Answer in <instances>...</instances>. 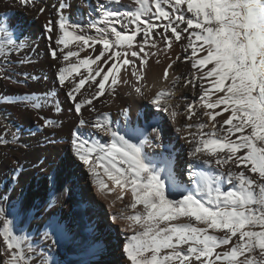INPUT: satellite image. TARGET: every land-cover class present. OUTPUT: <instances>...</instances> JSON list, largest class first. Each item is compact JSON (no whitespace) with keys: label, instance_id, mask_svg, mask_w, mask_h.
<instances>
[{"label":"snow or ice","instance_id":"1","mask_svg":"<svg viewBox=\"0 0 264 264\" xmlns=\"http://www.w3.org/2000/svg\"><path fill=\"white\" fill-rule=\"evenodd\" d=\"M16 2L36 7L35 0ZM121 2L108 0L109 4ZM134 5L129 10L99 5L103 11L88 24L96 33L90 35L65 15L72 5L61 0L53 5L57 21L49 20L44 26L49 41L55 33L57 47L50 48L51 57L66 62L57 78L80 117L79 128L92 130L87 135L73 132V152L87 166L97 194L112 208L118 202L122 205L111 220L122 222L121 231L128 234L123 250L130 264H264V0H134ZM0 36L5 37L0 57L7 58L24 47L12 38L6 24L0 26ZM174 42L186 54L183 58L171 56ZM72 44L76 47L71 48ZM97 45L101 47L95 56H80L89 48L96 52ZM161 57L167 60L158 77L163 87L150 103L173 124L184 115L190 122L176 131L186 132L191 158L216 169L190 167L187 184L177 175L170 157L145 152L146 146L161 147L155 118L145 121L146 127L134 126L130 109L123 108L121 129L120 121H113L108 112L100 113L93 104L106 91L114 95L120 85L130 87L127 95L145 98L156 87L155 81L148 83L149 62L159 65ZM178 62H190L187 77L176 74ZM6 63V59L0 61V80L17 83ZM82 67L86 74H81ZM86 85L89 89L95 85V92L85 94ZM189 85L199 87L200 93L181 112V105L173 99L177 86ZM54 97V93L25 95L22 103L39 113ZM85 108L97 113L94 121L83 117ZM56 111H62L58 104ZM40 118L44 127L56 126V122ZM140 119L143 114L137 113ZM96 133L109 139L95 140ZM138 137L143 138L133 142ZM125 196H130L128 202ZM54 202L53 197L48 206L53 207ZM0 221L4 257L0 264H35L30 258L35 249L27 236L14 231L3 205ZM62 234V225L53 220L46 226L44 239L55 247ZM43 264L56 262L44 259Z\"/></svg>","mask_w":264,"mask_h":264},{"label":"bare ground","instance_id":"2","mask_svg":"<svg viewBox=\"0 0 264 264\" xmlns=\"http://www.w3.org/2000/svg\"><path fill=\"white\" fill-rule=\"evenodd\" d=\"M60 2L61 0H35L36 7L31 8L22 7L16 0H0V26L6 24L12 38L24 45L19 51L11 52L7 58L0 57V61L6 59L5 66L9 69V75L18 81L11 83L0 80V141H8L7 144L0 143V205H3L8 218L13 221L14 231L28 237V242L35 249L30 254L35 264H43L44 259H53L56 264H130L123 250L128 234L121 231L122 222L114 223L111 220V216L122 205L118 202L116 207L112 208L107 200L97 194L87 166L77 158L72 149L71 138L74 131L79 130L87 135L92 130L87 127L79 128L80 117L73 109L67 89L59 84L57 78L58 69L65 66L66 62L54 60L50 54V48L57 47L54 43L55 33L53 40L49 41L44 26L49 20L54 23L57 21V9L53 5ZM67 2L72 7L65 15L69 16L73 23L82 25L90 35L96 33L88 29V24L93 19H99L103 11L99 5L104 4L110 9L120 10H129L135 6L134 0H122L119 5L109 4L108 0ZM40 7L45 9L43 13L38 11ZM117 28L120 30V26ZM4 39L5 37L0 36V43H3ZM140 39L137 37L138 42ZM70 47L75 48L76 44ZM100 47L96 46V52L89 48L81 52L80 56H95ZM64 51L67 52L68 49ZM170 54L173 58L178 54L181 58L186 55L175 42ZM161 60L159 65L153 61L149 62L151 67L148 70V83L155 81L156 87L152 88L145 98H137L135 93L127 95L131 91L130 87L120 85L114 95L106 91L105 95L94 100L93 104L100 113L108 112L113 121H120L121 129L125 124L120 115L123 108L130 109V122L134 126L146 127L145 121L151 122L155 118V125L161 133V139L158 141L161 147L153 149L146 146L145 152L150 156L159 157L163 154L170 157L177 175L187 184L190 167L206 171L216 169H210L191 158V145L184 139L186 132L176 131L177 127L190 122L184 115H180L177 123L173 124L165 113H158L151 105L152 95L163 87L158 77L162 75L167 60L163 57ZM95 67L96 65H93V68ZM174 69L176 74L187 77L191 71L190 62H178ZM80 71L81 74H86L87 69L82 67ZM169 71L171 78L172 70ZM75 78L78 80L79 76ZM99 79L98 77L97 80ZM177 89L173 102L179 103L183 112L187 103L198 99L200 89H193L190 85L177 86ZM95 90V85L90 89L89 85H86L85 89H82L85 94L94 93ZM52 93L55 94L54 100L50 98L49 103L45 104L39 113L22 103L25 95L44 96ZM5 98L15 103H8ZM79 98L78 96L77 99ZM57 104L62 111H56ZM137 113H142L143 119L137 120ZM82 114L86 120L92 121L97 115L87 108L82 109ZM227 115L228 113H225L224 117ZM40 117L56 122V126L44 127V121ZM195 119L196 117L192 122ZM114 127L117 125L114 124ZM92 138L101 142L109 139L99 133L94 134ZM142 138H134L133 142ZM149 138L157 143L153 136ZM17 168L20 170L14 171ZM224 171L227 173V168ZM224 186L228 187L226 181ZM53 197L54 206L49 207L48 202ZM129 200L130 196H125V202ZM53 220L58 221L63 228V234L57 237L55 247L44 239L46 226ZM3 258V245L0 243V260Z\"/></svg>","mask_w":264,"mask_h":264}]
</instances>
